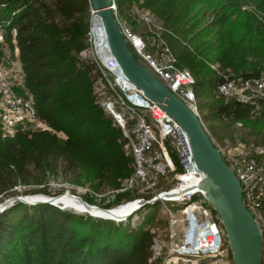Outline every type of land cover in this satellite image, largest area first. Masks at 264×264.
Masks as SVG:
<instances>
[{"label":"trees","instance_id":"1","mask_svg":"<svg viewBox=\"0 0 264 264\" xmlns=\"http://www.w3.org/2000/svg\"><path fill=\"white\" fill-rule=\"evenodd\" d=\"M194 1L214 12L210 27L195 21ZM235 1L221 15L212 8L213 0H118L115 14L121 22L119 15L128 11L137 17L136 8L158 18L176 66L193 73L199 102L210 103L206 119L245 124L264 118V102L217 97L225 80L209 67L220 64L219 71L238 83L264 75V18L243 11L242 0ZM92 10L91 0H0V26L11 49L19 52L24 91L37 118L51 129H17L8 138L0 130V195L30 184L37 175L46 178L60 162L77 173L74 183L97 191L118 187L133 172L123 132L97 103L100 67L82 55L91 46ZM219 25L222 29L215 30ZM130 29L147 38L134 24ZM93 218L50 204L18 203L0 215V264H155L154 217L135 227Z\"/></svg>","mask_w":264,"mask_h":264},{"label":"built area","instance_id":"2","mask_svg":"<svg viewBox=\"0 0 264 264\" xmlns=\"http://www.w3.org/2000/svg\"><path fill=\"white\" fill-rule=\"evenodd\" d=\"M112 2L117 12L116 3ZM120 25L138 61L202 120L195 76L176 66V59L168 47L164 54L155 57L140 36ZM0 29L4 28L0 26ZM100 62L97 59L101 70L102 66H112L110 72L115 92V100H103L100 105L123 132L126 147L134 159L135 172L125 190L137 193L140 197L135 200L137 203L158 200L145 207L158 205L160 212L168 215L171 241L163 264H229L231 249L226 231L219 215L206 200V193L200 189L205 175L197 168L188 134L160 106L145 97L122 73L116 61L117 66L105 63L101 57ZM216 71L225 80L215 92L217 97H237L241 103L264 102L263 96H258L264 93V75L238 83ZM16 110L19 116L37 117L33 105H17ZM214 144L240 182L244 205L261 229L264 264V150H251L237 144L225 149ZM173 173L174 186L168 192L163 191L164 188L160 191L159 184ZM168 203L175 204V208L170 209Z\"/></svg>","mask_w":264,"mask_h":264},{"label":"rangeland","instance_id":"3","mask_svg":"<svg viewBox=\"0 0 264 264\" xmlns=\"http://www.w3.org/2000/svg\"><path fill=\"white\" fill-rule=\"evenodd\" d=\"M114 1L116 5H118V0ZM234 2L236 1L213 0L212 8L214 10L219 11L220 13H222L223 11L230 12L228 11V9ZM258 5H260L259 0H242L243 11L256 15L257 17H259L260 20H263L264 5H260V7L263 9L259 8ZM191 7L193 11L192 15L196 19L195 21L199 20L200 27H210L212 22H214L215 18L212 9L209 10V8L205 4H202L200 2L198 3L195 1L194 3H192ZM134 13L138 16H131L134 14L133 12L129 11L126 15H119V20L121 21L120 23L128 28H131L132 24H134L136 27L141 28L140 31L142 33H145V37L147 38L144 39V37L139 34L138 36H140L146 42V46L148 48L147 50L152 53L155 57H159L164 54V49L167 47L163 37L164 24H162V22L158 18H156L150 13H144L142 11H139L138 9L136 10V8ZM223 14L224 12L221 15ZM234 14L236 15L235 22H237V13ZM96 26V16L95 14H93L90 33L91 39L89 40L91 46H89L90 48L85 51L82 55L84 58L94 59L96 64L97 59L100 62L101 57L105 63L113 65L110 55L106 53V51H103L105 50L104 46L102 50H99L96 47L97 38L94 34V28ZM220 29H222V26L220 25L219 27H215V30L217 31H219ZM235 33L237 34V31ZM0 34V130L3 132L4 137L6 138L14 135L17 129H22L31 132L51 130L44 122L39 120L37 117L30 118L18 115L16 106L33 105V100L30 95H27L25 93L23 88V72L20 62L18 60L19 52L17 48L11 49L8 33L6 32V30L0 29ZM210 36L211 35H209V33L207 32V39H209ZM92 40L94 41V44ZM148 40L151 41L150 44L148 43ZM201 41L204 42L205 39H202ZM218 65L220 66V64H212V66L209 67H211L212 70H219L220 67ZM111 68L112 66L106 65L105 67L102 66V70L100 69L101 73L103 74V78L102 80L100 79L95 91V94L97 95V103L100 107V104L103 100H115V92L113 90L112 80L113 76L110 72ZM258 96H263L262 98H264V93L258 94ZM226 100L239 101L237 97H230ZM117 102L118 101H115V104H117ZM209 104L210 103H205V101H200L199 106L201 108V117L203 123L205 124L203 125L208 131L214 143L220 144L225 149L235 147L237 144V146L242 145V148H247L251 150H264V118H252L249 123L245 124L230 121H224L223 123H221L218 120H208L205 116L208 113L210 114V112L208 111ZM214 104L215 103L213 102L212 106ZM104 113L107 118L114 121V119L105 111ZM215 122L217 124H214ZM59 136L61 138H65L63 135ZM125 150L128 154H130L127 147H125ZM65 168V164L63 162H60L58 165L54 166L51 169V172L46 174V178L41 175H37V178L34 177L30 184L18 185L10 192L1 194L0 204H2L5 200H8L11 197L20 195L39 196L34 197L35 199L43 198L45 196L58 197L62 195H75L77 197L82 198L91 206L111 210L110 212H112L114 210H121L123 206L127 207L130 204H135L137 203V201L135 200L140 198L137 193L130 190H125L127 181L134 174L135 168H133L131 176L119 180L118 187L109 188L107 186H103L99 189V191L93 189L89 184H85L84 182H82L81 184L74 183L73 180L74 177L76 178L77 173L74 174L73 172H69ZM174 184V173L169 174L163 179L161 184H159V190L161 191V189L164 188L165 190L163 191L168 192L169 189L174 186ZM66 198L73 199L71 197ZM199 200L202 199L200 198ZM167 205L170 209L175 208V204L168 203ZM64 210L73 212L77 216L91 217L88 213L82 214L72 209ZM214 215L217 216L215 212ZM150 216L154 217L153 227H155L152 230V234L155 235L154 242L152 245L153 247L151 248L153 253L152 261L155 264H163L164 260L168 256V251L170 248V228L168 215L164 214L162 211L160 212V208L158 205H155L154 207H144L141 210L134 212L129 218L127 217L121 223L131 224V226L135 227L138 224L143 223L145 219L147 220ZM98 219L102 218H97V220ZM115 223L121 224L117 222ZM80 229L86 232L90 231V228L87 226H81ZM229 264H233V257L229 258Z\"/></svg>","mask_w":264,"mask_h":264},{"label":"water","instance_id":"4","mask_svg":"<svg viewBox=\"0 0 264 264\" xmlns=\"http://www.w3.org/2000/svg\"><path fill=\"white\" fill-rule=\"evenodd\" d=\"M93 12L100 18L109 50L122 73L139 89L145 97L160 106L171 118L180 124L189 136L197 168L205 175L200 189L206 193V200L219 215L226 231L232 252L233 264H262L263 236L261 229L243 202L242 187L215 146L202 120L184 101L173 94L158 78L134 57L116 18L112 0H91ZM58 197L45 196L35 200L33 196H15L0 204V215L18 203L25 205L50 204L58 207ZM86 207L90 213L111 210L91 206L82 198L70 195ZM138 203L133 213L146 205ZM91 217H94L90 215ZM95 218V217H94Z\"/></svg>","mask_w":264,"mask_h":264},{"label":"bare ground","instance_id":"5","mask_svg":"<svg viewBox=\"0 0 264 264\" xmlns=\"http://www.w3.org/2000/svg\"><path fill=\"white\" fill-rule=\"evenodd\" d=\"M93 14H95V16H96V25H97L94 28V34L96 35V38H97L96 47L99 50H102V48L104 46L105 50H103V51H106V53H108L110 55L113 65L117 66L114 58L112 57V55L110 53L109 45H108V42H107V38H106V34H105V31H104L102 22H101L100 18L97 17L95 12H93ZM34 197H39V196H33V198ZM66 197L70 198V196L67 195V196L63 197L58 203V206L60 205L61 208H63V209H72V210H75L76 212L82 213V214L83 213H88L89 215H92L94 217L106 219L108 221H113V222H117V223H121L127 217L129 218L133 214V210L135 209L136 205L138 204V203L130 204L127 207L123 206L121 210H114L112 212L97 211V213H90L86 209V207L83 206V204L80 203L77 199H68ZM172 197H176V195H174ZM168 199H171V197H169ZM35 200H37V199H35Z\"/></svg>","mask_w":264,"mask_h":264},{"label":"crops","instance_id":"6","mask_svg":"<svg viewBox=\"0 0 264 264\" xmlns=\"http://www.w3.org/2000/svg\"><path fill=\"white\" fill-rule=\"evenodd\" d=\"M214 124H217L216 122ZM215 137V136H214Z\"/></svg>","mask_w":264,"mask_h":264}]
</instances>
